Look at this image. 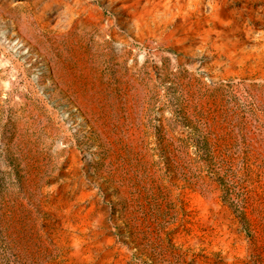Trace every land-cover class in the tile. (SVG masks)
I'll use <instances>...</instances> for the list:
<instances>
[{"label":"rangeland","instance_id":"1","mask_svg":"<svg viewBox=\"0 0 264 264\" xmlns=\"http://www.w3.org/2000/svg\"><path fill=\"white\" fill-rule=\"evenodd\" d=\"M0 264H264V0H0Z\"/></svg>","mask_w":264,"mask_h":264}]
</instances>
